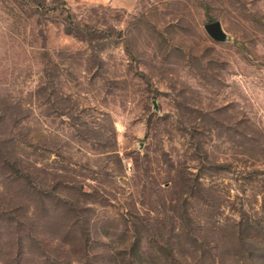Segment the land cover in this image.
<instances>
[{"label":"rangeland","instance_id":"374dc122","mask_svg":"<svg viewBox=\"0 0 264 264\" xmlns=\"http://www.w3.org/2000/svg\"><path fill=\"white\" fill-rule=\"evenodd\" d=\"M0 264H264V0H0Z\"/></svg>","mask_w":264,"mask_h":264},{"label":"trees","instance_id":"16d2710c","mask_svg":"<svg viewBox=\"0 0 264 264\" xmlns=\"http://www.w3.org/2000/svg\"><path fill=\"white\" fill-rule=\"evenodd\" d=\"M56 8V7H55ZM81 23L80 20H77L74 15H70L68 20L65 21V29L67 32L74 34L75 36H84V28L80 27ZM84 34V35H83ZM253 239H258V233H252L250 235Z\"/></svg>","mask_w":264,"mask_h":264},{"label":"water","instance_id":"95a60500","mask_svg":"<svg viewBox=\"0 0 264 264\" xmlns=\"http://www.w3.org/2000/svg\"><path fill=\"white\" fill-rule=\"evenodd\" d=\"M206 29L212 36H217L219 33V21L217 19H213L211 21H208L206 24Z\"/></svg>","mask_w":264,"mask_h":264}]
</instances>
